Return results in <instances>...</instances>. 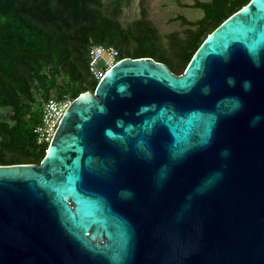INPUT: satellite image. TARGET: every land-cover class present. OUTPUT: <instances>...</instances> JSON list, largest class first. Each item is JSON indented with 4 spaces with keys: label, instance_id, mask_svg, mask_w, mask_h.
<instances>
[{
    "label": "water",
    "instance_id": "obj_1",
    "mask_svg": "<svg viewBox=\"0 0 264 264\" xmlns=\"http://www.w3.org/2000/svg\"><path fill=\"white\" fill-rule=\"evenodd\" d=\"M0 264H264V0L182 74L118 61L40 164L0 165Z\"/></svg>",
    "mask_w": 264,
    "mask_h": 264
},
{
    "label": "trees",
    "instance_id": "obj_2",
    "mask_svg": "<svg viewBox=\"0 0 264 264\" xmlns=\"http://www.w3.org/2000/svg\"><path fill=\"white\" fill-rule=\"evenodd\" d=\"M251 0L195 1L197 21L178 16L185 29L163 35L147 17L123 23L129 0H0V165L40 164L48 144L37 141L44 102L73 101L95 91L89 50L113 47L119 60L152 58L182 74L204 40ZM8 109L9 113L2 112Z\"/></svg>",
    "mask_w": 264,
    "mask_h": 264
},
{
    "label": "rangeland",
    "instance_id": "obj_3",
    "mask_svg": "<svg viewBox=\"0 0 264 264\" xmlns=\"http://www.w3.org/2000/svg\"><path fill=\"white\" fill-rule=\"evenodd\" d=\"M195 1L209 0H144V6L147 17L163 35L177 32L184 36L185 29L189 26H184L181 21L177 20V17L183 16L192 22L199 20L203 12L192 7ZM140 12V0H129L128 4L122 6L118 18L125 24L139 18ZM1 111L9 113L8 109Z\"/></svg>",
    "mask_w": 264,
    "mask_h": 264
},
{
    "label": "built area",
    "instance_id": "obj_4",
    "mask_svg": "<svg viewBox=\"0 0 264 264\" xmlns=\"http://www.w3.org/2000/svg\"><path fill=\"white\" fill-rule=\"evenodd\" d=\"M118 61V52L113 47L96 44L89 50V71L98 82ZM70 104V99L58 100L54 96L44 102L40 122L34 128L38 143L49 145Z\"/></svg>",
    "mask_w": 264,
    "mask_h": 264
}]
</instances>
